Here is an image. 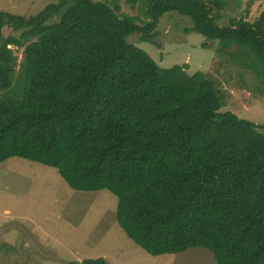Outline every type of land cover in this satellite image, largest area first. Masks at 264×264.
<instances>
[{
    "label": "trees",
    "instance_id": "16d2710c",
    "mask_svg": "<svg viewBox=\"0 0 264 264\" xmlns=\"http://www.w3.org/2000/svg\"><path fill=\"white\" fill-rule=\"evenodd\" d=\"M124 1L140 14L116 0L0 12V163L18 157L74 191H109L119 227L151 256L197 248L215 264H264V123L222 111L210 75L161 68L127 40L154 44L159 19L177 13L264 85V14L219 26L208 0Z\"/></svg>",
    "mask_w": 264,
    "mask_h": 264
},
{
    "label": "rangeland",
    "instance_id": "374dc122",
    "mask_svg": "<svg viewBox=\"0 0 264 264\" xmlns=\"http://www.w3.org/2000/svg\"><path fill=\"white\" fill-rule=\"evenodd\" d=\"M58 0H0V12L29 17ZM106 1L110 0H94ZM120 12L140 14L124 0ZM219 26L231 20L254 22L264 14V0H208ZM192 20L167 13L157 24L153 43L131 35L127 40L145 51L161 68L186 65L189 74L204 72L219 83L224 107L241 119L264 123V85L250 71L219 52V42L187 31ZM3 35H14L3 27ZM131 40V41H130ZM232 47L229 52L236 51ZM18 58L16 77L22 61ZM117 199L107 190H72L56 169L12 157L0 163V264H83L102 258L107 264H215L203 249L151 256L119 227Z\"/></svg>",
    "mask_w": 264,
    "mask_h": 264
}]
</instances>
